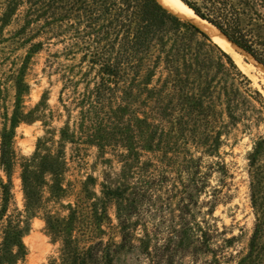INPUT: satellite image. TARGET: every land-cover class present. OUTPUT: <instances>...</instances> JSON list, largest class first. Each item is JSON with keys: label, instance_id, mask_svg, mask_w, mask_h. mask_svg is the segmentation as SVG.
Returning a JSON list of instances; mask_svg holds the SVG:
<instances>
[{"label": "rangeland", "instance_id": "obj_1", "mask_svg": "<svg viewBox=\"0 0 264 264\" xmlns=\"http://www.w3.org/2000/svg\"><path fill=\"white\" fill-rule=\"evenodd\" d=\"M4 3L0 0V16ZM47 3L19 0L7 21L0 20V149L2 134L13 132L12 167L7 174L0 163V180L11 181L6 215L20 213L29 221L22 236L26 255L18 264H49L58 256L60 241L47 229L46 214L66 217L67 205L85 191L101 197L104 186L116 188L125 180L142 188L129 217L134 236L121 239L111 203L112 226L96 235L109 241L111 264H149L146 249L159 253L163 264H264V70L239 50V63L227 53L232 65L211 39L193 38L201 76L189 91L202 90L203 113L187 115L171 98L162 102L169 107L164 112L153 93L141 94L143 103L134 109L158 124L160 145L139 151V160L123 168L122 146L101 150L89 142L96 116L84 96L98 83L97 66L73 45L70 32L43 23ZM245 27L263 39L264 28L254 22ZM164 75L160 63L148 87H161ZM20 77L27 89L17 102ZM180 114L181 124L175 125L171 117ZM35 153L49 156V170L41 172L40 203L27 215L22 165ZM55 182L63 188L58 196L50 189ZM1 203L0 190V209ZM6 215L0 219V242Z\"/></svg>", "mask_w": 264, "mask_h": 264}, {"label": "trees", "instance_id": "obj_2", "mask_svg": "<svg viewBox=\"0 0 264 264\" xmlns=\"http://www.w3.org/2000/svg\"><path fill=\"white\" fill-rule=\"evenodd\" d=\"M46 1L44 13L49 15H46L43 23L70 32L73 45L84 51L83 57L91 65L97 66L98 83L83 99L89 111L96 116L92 121L93 131L89 142L95 141L101 150L115 143L122 146L124 152H119V156L125 162L123 168H129L130 161L139 160L140 152H153L160 145L157 138L158 124L152 121L151 116L138 115L134 109L136 102L143 103L141 94L149 96L153 93L157 108H162L164 112L169 107L162 105V102L171 98L180 102L177 105L179 110L182 109L187 115L203 113L202 90L199 95L189 91L194 89L195 80L201 76L196 72L200 65L192 47V39L198 36L210 43L211 40L191 22L169 12L157 0ZM181 1L264 66V37H255L251 29L245 27L254 22L256 28H264V14L258 10L264 9V0ZM4 2L0 20L5 22L15 11L19 0ZM211 44L233 65L226 52ZM160 63L165 72L162 86L150 89L148 86ZM15 84L18 102L27 84L21 77L15 80ZM157 115L163 118V113L157 112ZM171 118L175 125H180L183 116L172 115ZM13 121L15 123L16 118ZM12 133L5 131L2 134L0 149V163L7 174L12 167ZM47 169L49 156L37 153L22 165L21 182L24 212L27 215H33L40 203L38 187L40 183H45L41 172ZM124 173L125 180L128 173ZM151 177L152 181H157L156 177ZM10 185L9 179L6 183L0 180V219L6 215L11 198ZM50 189L55 196L63 191L58 182L51 185ZM141 189L125 180L124 184L116 188L104 186L101 197L89 196V192L85 191L87 193L74 205H67L69 213L66 217L46 214L44 220L47 229L60 241L58 256L52 258L49 264H90L98 257L102 258L103 264H111L110 249L105 245L109 241L104 242L96 236L104 232V225L112 226L108 204L115 205L121 239H128L134 236L129 217L135 209L137 191ZM129 191L131 197L128 196ZM22 218L20 213L6 215L0 242V264H18L24 260L26 247L22 236L28 229L29 221L28 218ZM145 238L146 235L138 239ZM145 253L149 264H163L159 253L152 254L148 249Z\"/></svg>", "mask_w": 264, "mask_h": 264}, {"label": "bare ground", "instance_id": "obj_3", "mask_svg": "<svg viewBox=\"0 0 264 264\" xmlns=\"http://www.w3.org/2000/svg\"><path fill=\"white\" fill-rule=\"evenodd\" d=\"M163 7L167 8L171 13L178 16L181 19L191 22L200 30L205 32L207 36L214 42L220 49L228 53L236 62L241 61V56L237 53V50L246 55L256 66L264 70V66L255 61L248 53L238 48L235 44L227 40V38L217 30L212 24L197 16L191 8H189L181 0H157ZM243 62V61H242ZM249 67H245L247 70ZM248 71V70H247Z\"/></svg>", "mask_w": 264, "mask_h": 264}, {"label": "water", "instance_id": "obj_4", "mask_svg": "<svg viewBox=\"0 0 264 264\" xmlns=\"http://www.w3.org/2000/svg\"><path fill=\"white\" fill-rule=\"evenodd\" d=\"M165 8V7H164ZM167 9V8H166ZM168 10V9H167ZM169 11V10H168ZM170 12V11H169ZM224 35V34H223ZM225 36V35H224ZM226 37V36H225ZM228 40V39H227ZM230 41V40H229ZM238 47V46H237ZM239 48V47H238ZM247 53V52H246ZM251 56V55H250ZM252 57V56H251Z\"/></svg>", "mask_w": 264, "mask_h": 264}]
</instances>
